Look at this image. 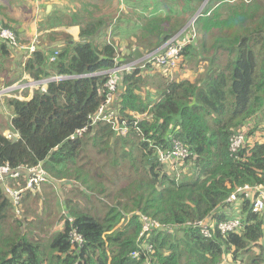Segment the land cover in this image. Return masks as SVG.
<instances>
[{"label":"trees","instance_id":"trees-1","mask_svg":"<svg viewBox=\"0 0 264 264\" xmlns=\"http://www.w3.org/2000/svg\"><path fill=\"white\" fill-rule=\"evenodd\" d=\"M27 1L0 0L2 27L16 33L20 46L32 43L15 27L31 20L15 17ZM104 1L68 0L72 7L45 9L34 53L0 38V86L25 75L38 81L106 71L143 58L182 31L180 64L197 75L168 80L147 74L156 66L151 63L117 76L111 110L125 120L146 114L142 134L131 128L119 135L99 122L70 140L104 103L107 76L52 82L26 101L6 98L11 114L3 126L17 135L0 129V166L42 164L49 175L22 194L21 217L0 181V264H144L143 255L132 256L142 216L160 224L145 238L153 264H246L254 249L263 253L248 264H264V214L253 213L249 197H239L244 227L225 236L217 229L232 218L226 201L234 192L264 185V0ZM70 27L79 28V41L59 30ZM173 139L192 152L177 167L162 165L151 148L170 147ZM27 182L25 175L5 181L16 190ZM200 222L211 238L190 226ZM57 223L61 228L51 229ZM72 228L85 238L82 248L71 244ZM243 254L251 256L245 261Z\"/></svg>","mask_w":264,"mask_h":264},{"label":"built area","instance_id":"built-area-1","mask_svg":"<svg viewBox=\"0 0 264 264\" xmlns=\"http://www.w3.org/2000/svg\"><path fill=\"white\" fill-rule=\"evenodd\" d=\"M179 37L180 35L174 37L161 48L155 50L150 54H147L141 59L123 65H116L114 68L106 71H99L96 73L77 76L59 75L38 81L32 79L30 76H25L24 79L19 82H16L9 86L0 87V100H4L6 98H14L26 101L29 100V96L28 99L23 100L24 94L30 93L29 95L31 99L35 91L40 90L45 92L48 85L52 82L107 76L108 81L105 84L107 94L104 103L100 106L97 113L89 116L87 126H85L83 129L77 130L76 133L71 136L70 140H75L79 137H82L90 127L96 125L99 122L111 125L112 129L119 135L124 136L128 134L131 128H134L142 134L143 132L139 127V123L143 118L142 116L145 115L134 114L132 120H125L118 117V112L116 110H111V105L114 103L119 86L117 76L122 72H129L137 68L144 69L151 63L156 65L157 67H162L161 69L163 70H172L175 66H179V63H181L182 60L181 52L186 45L185 42H181ZM0 38L11 47L21 48L22 50L29 51L30 53H34L36 50V42L29 46H20L16 33L11 29L3 28L1 23ZM57 56L58 52H56L51 57V61H56ZM145 141L148 140L145 139ZM243 142L244 138L233 141L232 151L236 152L237 149L242 146ZM151 148L157 152L159 162L165 166L177 167L192 157V152L190 151V149L181 141L176 139L172 140V144L170 147H159L152 143ZM23 175H27L28 179L26 188L16 190L10 187V185L5 186V193L13 202L15 206L14 212L18 217L21 216L22 194L28 189H37L38 187H40L43 182L47 181V176L49 174L45 171L42 164H39L35 167L20 166L17 169H11L9 166H0L1 182H5L7 179H20L21 177H23ZM241 195H246V197H249L251 199V209L253 213L264 214V185H247L245 187L239 188L229 197V199H227V206L234 204V202L240 199L239 197H241ZM226 215L228 216L227 213ZM70 221L72 222V220ZM142 221L144 223V229L142 234L140 235L138 249L132 254V256L134 258H137L143 255L145 261L144 264H153V246L152 244H146L145 238L153 228H160V224L145 216H142ZM206 221H208V219ZM190 226H193V228L201 229L205 238L212 237L210 228L206 222L195 223L194 225ZM243 227V218L233 216L232 218L229 217L228 219L219 221L217 223V229L219 230L220 234L224 236L230 233H235L238 230H241ZM69 236L70 242L73 247L82 248L84 246L85 238L81 233H79L76 228H72L70 230Z\"/></svg>","mask_w":264,"mask_h":264},{"label":"rangeland","instance_id":"rangeland-1","mask_svg":"<svg viewBox=\"0 0 264 264\" xmlns=\"http://www.w3.org/2000/svg\"><path fill=\"white\" fill-rule=\"evenodd\" d=\"M91 1H93L94 3H100L101 4V0H91ZM108 2V0H105L104 2ZM34 0H32V1H27L26 2V5L25 6H22V7H20L19 8V10L16 12V14H15V11L17 10V9H14V11H13V13L15 14V17H19L20 19H24L25 17L23 16V15H28V16H30L29 18H31V20H29V19H27L26 21H25V23H21V24H19L18 26H15V27H17L18 29H20V31L21 30H25V34H24V36H23V40L24 41H27V39L28 40H30V41H32L33 40V36L36 34V29H37V18H36V16H35V13H34V8L36 9V11H37V8H36V6H34ZM46 4L47 3H41L40 4V6H39V9H40V11H38L37 12V15H44V10H45V8L47 7L46 6ZM142 5L141 6H143V4L144 3H141ZM64 5H68V0H58V2H55L54 4H53V9H52V11L53 10H55V8H57V9H60V6L61 7H63ZM72 5L73 4H71V6H69V7H72ZM204 8V7H203ZM202 8V9H203ZM38 9V10H39ZM202 9H200L199 10V12H198V14H200L201 13V11H202ZM51 11V12H52ZM42 13V14H41ZM43 15H42V17H43ZM35 16V17H34ZM1 21V20H0ZM1 23V22H0ZM29 23H30V25H29ZM73 31V33L75 34V31L74 30H72ZM79 31V30H78ZM183 32V31H182ZM182 32H180V34L179 35H181L182 34ZM36 35H38V40H37V42H39V38H40V36H41V33H39V34H36ZM77 33L75 34V37H77ZM99 40V39H98ZM182 40V39H181ZM187 39H185V41H186ZM76 41H79V37L77 38V40ZM95 41H96V39H95ZM186 42H188V40L186 41ZM32 44V43H31ZM30 44V45H31ZM37 45V44H36ZM183 62V61H182ZM180 64V63H179ZM181 64L178 66H175L174 67V69H172V70H169V69H166V70H163V69H161L160 67H157V66H154V69H151V71H148L147 72V74H152V75H154V74H157V73H159V74H162L163 76H165V77H168V80H178V81H180V80H183V79H190V80H193L195 77H196V73H194L193 71H190V67L188 68L187 66H181ZM191 72V73H190ZM3 77L4 76H0V82L2 81V79H3ZM0 87H2V86H0ZM151 92L154 90L153 88H151V89H149ZM28 92V91H27ZM30 93H26V94H24V97H23V100H26V99H28V96L30 97V95H29ZM0 103H1V107H2V111H0V129L3 131V133H4V135H7L8 137H10V138H12V139H15L16 138V133H13V131L12 130H10L9 129V127H6V126H3L4 124H3V118H6L7 119V117H5V116H8L9 117V115L11 114V111L9 110V108H7L5 105V99L4 100H1L0 101ZM143 115H145V116H142L143 118H145L146 117V114H143ZM142 118V119H143ZM6 125L8 126V124H7V122H6ZM10 131V132H9ZM13 133V134H12ZM251 142H253V139L251 138V140H250ZM27 175H25V177H26ZM4 184V186H6L7 185V183H3ZM14 188V187H13ZM42 192V189L40 190V193ZM59 196L60 197H62V195L61 194H59ZM43 198H45V196H43ZM42 202V201H41ZM242 202H243V200L242 199H239V200H237L236 202H234V207H235V209L233 210V212H232V216L233 217H238V218H244V215H242L241 213H240V209H241V207H242ZM59 207V209H60V206L58 205L57 206V208ZM52 208L54 209L55 207H54V205L52 206ZM57 208H56V211H55V213H54V215H57ZM51 210V209H50ZM52 211V210H51ZM21 216H22V214H21ZM20 216V217H21ZM58 223L55 225V226H53L51 229H53V230H55V229H60L61 228V226L60 225H58ZM262 243H263V245H264V240L262 241ZM253 253H254V255H253V257H252V259L250 260L251 262H252V260L255 258H258V256L261 254V253H263V250H255L254 249V251H253ZM250 254H248V255H242V258H243V260H247V258H250ZM250 261H248V262H250ZM240 262H241V260H240ZM248 262L246 263V264H248ZM241 264H244V262L243 263H241Z\"/></svg>","mask_w":264,"mask_h":264},{"label":"crops","instance_id":"crops-1","mask_svg":"<svg viewBox=\"0 0 264 264\" xmlns=\"http://www.w3.org/2000/svg\"><path fill=\"white\" fill-rule=\"evenodd\" d=\"M55 2H58V0H56ZM34 6H36V8H37V11H36V9L34 8V13H35V16H36V18H37V22L40 20L39 18H40V15H37V12L38 11H40V9H39V6H40V4L41 3H47L46 4V6L48 7V6H51V10H50V12L52 11V9H53V5L52 4H49L48 2H43V1H41V0H34ZM47 7L45 8L46 9V14H49L48 12H47ZM39 9V10H38ZM42 14V13H41ZM34 16V17H35ZM25 21L26 20H24L23 21V23H25ZM26 24V23H25ZM29 25H30V23H29ZM59 30H61V31H65V32H67V33H69V34H71V35H73V37L77 40V38L79 37V33H80V31H78L79 30V28L78 27H70V28H62V29H59ZM72 30H74L75 31V34L77 33L78 35H77V37H75V34L73 33V31ZM38 31H36V34H39V33H37ZM24 32L22 33V36H24ZM34 35L33 36V40H32V44L34 43V42H36V43H38L37 42V40H38V35ZM31 44V45H32ZM25 76H29V75H25ZM24 79V78H23ZM29 99H30V97H29ZM235 209V207H234V205L232 204V205H228L227 207H226V213L228 214V216H232V212H233V210Z\"/></svg>","mask_w":264,"mask_h":264},{"label":"water","instance_id":"water-1","mask_svg":"<svg viewBox=\"0 0 264 264\" xmlns=\"http://www.w3.org/2000/svg\"><path fill=\"white\" fill-rule=\"evenodd\" d=\"M50 10H51V6H48L47 7V12L49 13ZM198 16H199V14L197 13V15L190 21V23L188 24V26L192 25L196 21V19L198 18ZM75 41H76V39L74 38L73 42H75Z\"/></svg>","mask_w":264,"mask_h":264},{"label":"clouds","instance_id":"clouds-1","mask_svg":"<svg viewBox=\"0 0 264 264\" xmlns=\"http://www.w3.org/2000/svg\"><path fill=\"white\" fill-rule=\"evenodd\" d=\"M32 99V98H31ZM30 100V99H29Z\"/></svg>","mask_w":264,"mask_h":264}]
</instances>
